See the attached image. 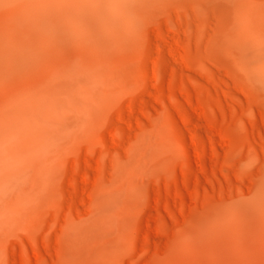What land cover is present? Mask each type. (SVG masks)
Wrapping results in <instances>:
<instances>
[{
    "label": "rangeland",
    "instance_id": "1",
    "mask_svg": "<svg viewBox=\"0 0 264 264\" xmlns=\"http://www.w3.org/2000/svg\"><path fill=\"white\" fill-rule=\"evenodd\" d=\"M179 9L170 3L158 7L132 37L122 33L116 5H95L90 0H66L61 4L56 0H0V104L4 105L15 92L41 83L51 70L73 58L94 60L100 55L118 59L131 47L161 46L157 31L165 30L168 20L174 23ZM185 15L189 20L194 18L190 7ZM222 39L223 29L209 14L202 35L193 32L188 42L192 64L162 60L159 82L166 91L173 79L193 95L203 92L211 98L215 119L230 124L236 143L219 140L210 132L207 118L186 104L191 132L180 123L167 98L158 102L143 95L149 115L140 117L141 123L130 129L122 126L121 146H108V155L114 157L105 160L100 186L113 184L116 161L127 162L133 157L142 134L155 138L131 187L114 202L107 229L109 242L104 249L75 258L67 243L69 224L61 214L56 223L52 221L57 196L48 192L43 172L56 171L88 149L97 151L89 137L73 133V137L71 134L61 140L59 153H53L58 156L52 155L40 171L27 170L25 177L6 184L2 191L0 264H21L22 248L27 249L30 264H35L31 241L41 245L44 239L50 240L51 249L46 252L41 248L42 264H264V74L258 83L247 66L238 68L236 62L241 55L227 54ZM224 64L231 66L235 78L250 82V94L235 87ZM203 69L212 74L214 81H207ZM193 79L203 87L193 84ZM104 85L114 87L111 90L117 88L100 80L95 89L103 90ZM138 88L139 82L134 81L118 94L125 99ZM216 99L218 107L213 102ZM107 116L109 124H114L113 106L108 108ZM251 116L258 124L256 129L250 126ZM152 126L156 128L151 130ZM191 133L204 142L199 152L203 170ZM246 139L254 148L253 154L248 151ZM237 173L243 175L242 179ZM66 189L70 191V187ZM175 192L180 195L182 213ZM99 202L94 194L89 202L79 204L83 215L74 214L71 223L97 219L101 214Z\"/></svg>",
    "mask_w": 264,
    "mask_h": 264
},
{
    "label": "bare ground",
    "instance_id": "2",
    "mask_svg": "<svg viewBox=\"0 0 264 264\" xmlns=\"http://www.w3.org/2000/svg\"><path fill=\"white\" fill-rule=\"evenodd\" d=\"M47 1L52 3L55 0ZM56 1L61 4L66 0ZM90 1L95 5H116L120 12L117 23L122 33L132 37L137 34L140 26L152 17L158 7H166L170 3L180 9L174 23L168 20L169 25L166 29L157 31L161 46L151 44L147 49L131 47L118 59H107L100 55L94 60L73 58L51 70L41 83L15 92L4 105L0 104V197L6 184L22 179L29 169L40 171L44 163H49L46 161L51 159L53 153H59L63 138L71 134L73 137V133H78L89 137L97 146V151L88 149L83 155L72 157L65 166L53 172L49 169L42 175L48 192L57 196L52 221L56 223L61 214L69 224L71 234L70 237L67 236L68 248L77 259L85 257L89 252L104 249L109 242L107 229L110 226L109 215L114 210V202L131 187L130 184L134 181L155 138V135L142 134L129 161L119 162L114 159L117 162V170L113 184L100 186L105 160L108 156L114 157L112 154L108 155V146H121L122 126L130 129L133 124L141 123L140 117L149 115L143 95L147 94L158 102L167 98L173 105L180 123L191 132L184 106L186 104L193 112L207 118L210 132L219 140L236 143L231 134L230 124L217 122L211 98L203 92L193 95L182 83H177L173 79L169 81L165 91L159 82L162 60L169 58L184 66L191 65L188 42L193 32L197 36L202 35L208 15L212 14L223 29L222 40L227 49L226 53L231 57L236 53L241 55L236 62L237 67L247 66L258 83L264 74V0ZM189 7L194 13V18L190 20L185 15V10ZM224 16H227V19ZM222 67L228 75L233 76L234 85L238 90L245 94L251 93V84L247 79L235 78L229 65L224 64ZM201 72L207 81H214L209 71L203 69ZM100 80L117 88L111 90L114 87L111 89L108 85L102 87L100 83L103 90L95 89L98 88L95 84ZM134 81L139 82L138 90L121 99L118 94L120 89L126 85L132 86ZM192 82L199 88L203 87L196 79ZM213 102L217 107L220 104L217 99ZM110 106H113L115 111L114 124H109L107 116ZM220 113L225 116L223 111ZM168 119L179 131L172 115H169ZM249 119L250 126L258 128L253 116ZM262 123L264 124V112ZM155 128L156 126H152L151 130ZM191 139L197 150L198 165L203 170L199 152L204 147V142L193 133ZM209 140L211 141V138ZM245 142L249 153L253 154L254 148L250 140L246 139ZM178 143L182 146L181 136L178 137ZM237 176L241 178L243 175L237 173ZM95 184L96 189H93ZM69 187L70 191L66 189ZM94 194L100 199L98 206L100 216L92 222L73 225L71 217L74 214L80 217L83 215L79 204L89 202ZM175 197L180 203V195L177 192ZM178 211L183 212L181 203ZM158 227L161 228L159 225ZM30 247L35 264H42L41 248L48 252L51 249V242L44 239L40 245L36 240H32ZM19 261L21 264L31 263L26 248L20 250Z\"/></svg>",
    "mask_w": 264,
    "mask_h": 264
}]
</instances>
